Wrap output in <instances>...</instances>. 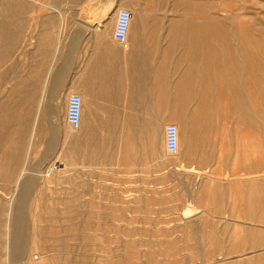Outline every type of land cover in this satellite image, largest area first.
Wrapping results in <instances>:
<instances>
[{
	"label": "rangeland",
	"instance_id": "374dc122",
	"mask_svg": "<svg viewBox=\"0 0 264 264\" xmlns=\"http://www.w3.org/2000/svg\"><path fill=\"white\" fill-rule=\"evenodd\" d=\"M1 3L0 264H264V0H124L157 25L138 35L150 32L157 97L171 94L183 117L189 91L198 112L195 146L176 157L157 131L176 123L147 141L122 139L132 126L93 125L90 140V126L66 125V105L56 125L37 124L34 106L3 108L6 39L8 50L31 47L51 25L65 37L83 14L72 0Z\"/></svg>",
	"mask_w": 264,
	"mask_h": 264
},
{
	"label": "crops",
	"instance_id": "0c3cea01",
	"mask_svg": "<svg viewBox=\"0 0 264 264\" xmlns=\"http://www.w3.org/2000/svg\"><path fill=\"white\" fill-rule=\"evenodd\" d=\"M72 2L78 4L74 7L76 12L81 11L82 3L83 19L74 20L73 30L67 36L59 32L56 37L51 25L45 36L35 38L31 47L28 44L8 50L6 39L4 78H9L10 84L4 86L2 107L27 110L34 106L37 124L56 125L65 116L69 96L75 94L82 99V120L85 129L90 126V140H96L93 125L132 126L130 133L136 136L122 139L152 140L158 123H175L177 109L171 94L167 99L164 93L157 97L155 51L148 47L146 39L150 37L145 36L150 32L138 36L141 29L156 28V23L144 20L132 26L128 34L129 41L133 38V48L125 51L113 37L124 0ZM106 8H109L107 18ZM59 15L62 24L63 16ZM164 23L191 30L188 32L191 36L203 34V24ZM175 33L172 36L183 32ZM60 47L65 52L61 57ZM181 98V112L193 126L198 117L196 108L191 107L193 97L189 91H183ZM25 118L27 123V115ZM243 146L246 151V140Z\"/></svg>",
	"mask_w": 264,
	"mask_h": 264
},
{
	"label": "bare ground",
	"instance_id": "6f19581e",
	"mask_svg": "<svg viewBox=\"0 0 264 264\" xmlns=\"http://www.w3.org/2000/svg\"><path fill=\"white\" fill-rule=\"evenodd\" d=\"M170 3V2H169ZM218 3V2H217ZM3 10V4L1 3L0 4V11H2ZM145 12H146V10L144 9V8H141L139 5H136L135 6V9L133 8L132 9V11H131V14H132V17H131V19H130V21H129V27H128V33H129V30H130V28L132 27V26H134V25H136L139 21H141V20H145V17L143 16L144 14H145ZM108 13H109V8H106V10H105V14H106V18H107V16H108ZM144 17V18H143ZM212 18V17H211ZM167 18L166 17H161V20L162 21H164V20H166ZM213 19V18H212ZM211 19V20H212ZM110 20V19H109ZM167 21H172V20H168L167 19ZM174 21V20H173ZM172 21V22H173ZM142 22V21H141ZM213 28V27H212ZM128 33H127V42H128ZM212 33V32H211ZM127 46H124L123 48H126ZM237 56V55H236ZM221 63V62H220ZM229 65H230V63H229ZM236 67V66H235ZM239 68V67H238ZM256 73V72H255ZM257 74V73H256ZM220 76V75H219ZM203 78V77H202ZM220 79V78H219ZM213 80H214V78H213V76H207V75H205V77H204V80L202 81V88L200 89L199 88V93L198 94H200L201 95V99L203 100L202 101V103L204 102V101H206L207 100V95H208V85H210L212 82H213ZM244 91V90H243ZM231 101V100H230ZM204 104H205V102H204ZM203 106V105H202ZM205 106V105H204ZM177 107H179L178 105H177ZM67 109V108H66ZM264 110V109H263ZM238 116V115H237ZM198 119H199V116L196 118V120H195V122H194V124H193V126H191L190 124H188V122L186 121V119L184 118V116L183 117H181V116H179L178 114H177V116L175 117V123H176V125H177V144H178V151H180L181 150V154H183L184 155V149L186 150V149H191V148H193L194 146H195V143H196V140H197V132H196V128H197V124H198ZM65 123H66V119H65ZM81 124H83V120H82V110H81V121H80V127L82 126ZM66 125H68L67 123H66ZM161 125V124H160ZM175 125V126H176ZM69 126V125H68ZM70 127V126H69ZM79 127V128H80ZM158 127V126H157ZM71 128V127H70ZM160 130V136H161V134H165V140H166V131H165V129L163 128V126L162 127H160V129H157V131H159ZM163 131H165V132H163ZM109 140L111 139V138H108ZM112 140V139H111ZM133 154L132 153H125V155H124V158H123V165H127V166H131L132 164H133V162H132V159H133ZM190 158H192L190 155L189 156H186V158H184V160H190ZM183 159V158H182ZM185 161V162H186ZM52 167V166H51ZM51 167L48 169V174H51V173H53V171H51ZM189 169H187V171H185L186 173L187 172H190V171H188ZM56 172V171H55ZM181 175H183L182 173H181ZM252 177V176H251ZM259 179L260 178H263L264 179V173H262V175H258L257 176ZM253 178H255V177H253ZM256 179V178H255ZM183 180L184 181H187V177H186V175H184V177H183ZM199 180H200V176H199ZM44 182H45V180H44ZM196 183H197V181H196ZM204 188V187H203ZM202 193H203V191H202ZM198 193H197V190H195L194 191V196H196ZM188 212V211H187ZM194 213V212H193ZM187 214V213H186ZM188 216V215H187ZM186 217V216H185ZM243 224H245V223H243ZM262 253V252H261Z\"/></svg>",
	"mask_w": 264,
	"mask_h": 264
},
{
	"label": "built area",
	"instance_id": "2783aa9c",
	"mask_svg": "<svg viewBox=\"0 0 264 264\" xmlns=\"http://www.w3.org/2000/svg\"><path fill=\"white\" fill-rule=\"evenodd\" d=\"M132 14L128 10H121L118 14L116 27L114 29V40L121 46L127 44V33L129 27V21ZM82 99L80 96L72 94L67 101L66 109V123L74 130L79 129L81 121ZM166 152L173 157L178 156V144H177V127L174 124H170L166 127V140H165ZM57 166L54 164L51 167V171H56Z\"/></svg>",
	"mask_w": 264,
	"mask_h": 264
}]
</instances>
